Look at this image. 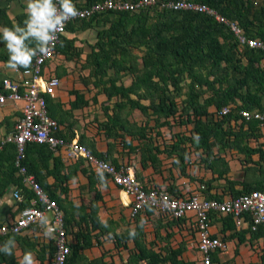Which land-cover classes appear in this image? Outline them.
I'll return each mask as SVG.
<instances>
[{
	"label": "crops",
	"instance_id": "1",
	"mask_svg": "<svg viewBox=\"0 0 264 264\" xmlns=\"http://www.w3.org/2000/svg\"><path fill=\"white\" fill-rule=\"evenodd\" d=\"M25 6V0H0V26L23 25ZM107 25V22H93L85 27L78 23L71 25L64 39H74V42H60L54 58L42 69L44 75L53 74L60 79L54 96L47 98L49 115L59 125L56 133L66 140L76 139L115 165L129 167L144 187L162 186L177 195L198 192L205 198L217 200L236 197L245 190L262 189L264 122L252 123L250 128L247 123H242L241 118L231 120L224 123L223 129L230 128L240 134L244 131L243 134L237 138H233L232 133L225 134L223 139L210 137L206 143L200 141L194 121L186 122V116L180 115V109L175 120L169 117L165 123L164 118L156 121L150 112L145 114L127 105L120 106L124 102L120 101L119 94L110 90L111 81L116 87L128 86L136 74L117 68H109L102 75L96 74L94 63L88 58L92 51H98L95 45L98 30ZM141 49L143 47L133 49L134 54L137 52L134 64L138 66H142ZM7 61V49L0 41V80L7 76L18 77V71L22 69L9 70ZM259 64L264 66L263 58ZM211 93L205 90L199 102L204 103ZM130 97L136 98L137 95L131 93ZM240 103L241 100L236 98L235 102L227 105L234 108ZM20 105L11 101L0 105V139L20 117ZM206 110L209 115L201 116V119L207 123L221 117L215 104H209ZM189 114V118H194L191 112ZM252 132L257 136L254 137ZM52 151L60 165L56 171L53 170L56 166L53 157L49 158L47 165H43L44 160L37 153H29L27 159L35 165L30 166L37 173L41 186L49 195L57 197L70 243L76 240L77 232L90 233L91 245L80 250L87 260L102 257L108 264H142L143 261L128 263L129 254L138 253L141 249L165 254L166 249L181 246L183 251L179 259L192 261L194 258L197 264L199 255L194 246L195 233L183 220H166L163 217L166 221L162 220L151 209L131 218L129 195L107 174L104 173L102 185L96 170L85 160L67 157L63 148ZM50 171L65 178H55ZM31 173L35 176L34 172ZM14 186L11 184L0 196V223L16 217L23 208V202L14 198ZM50 217L51 213H46L45 218L49 220ZM100 221L106 222L107 227ZM263 227L264 224L251 231L247 220L236 226L229 216H212L210 234L226 243L225 249L212 253L213 264H261L264 234L259 231H264ZM132 228L137 233L135 238L128 236L116 246L115 234L129 232ZM13 237L16 241L13 255L5 256L0 264H18L27 251L34 254L37 264H51L53 245L43 229L30 227L10 238ZM143 264L147 263L144 261Z\"/></svg>",
	"mask_w": 264,
	"mask_h": 264
},
{
	"label": "trees",
	"instance_id": "2",
	"mask_svg": "<svg viewBox=\"0 0 264 264\" xmlns=\"http://www.w3.org/2000/svg\"><path fill=\"white\" fill-rule=\"evenodd\" d=\"M97 1L102 0H74V4L76 8H80L90 6ZM161 1L157 0L158 5L141 8L138 11L108 10L94 13L88 19L70 21L61 35L59 43L74 42V39H64L66 31L73 24L78 23L79 26L85 27L93 22H107V27L98 30L97 33L95 45H97L98 51H92L88 58L92 59L94 63L96 74H105L109 68L136 74L135 80L128 86L116 87L111 81L110 90L119 94L120 101L124 102L120 106L127 105L131 109H138L145 114L150 112L156 121H159V118H164L163 122L165 123L169 117L175 120L180 109V115L186 116V122L194 121L200 141L207 143L210 137L223 139L225 134L231 133L233 138H237L239 132L232 131L230 128L223 129L224 123H229L231 120L237 121L241 118L242 123H247L249 127L252 123L264 122V120L257 119L246 120L238 112L239 110H264V66L259 64L260 60L264 58V52L257 48L239 46L228 29L209 15L190 10L163 8L159 6ZM192 1L215 8L226 17L237 20L248 36L264 40V0L260 4L255 3L254 0ZM59 43L56 50H59ZM141 47L143 49H141L142 66L140 67L134 64L135 60L133 59L137 54H134L133 49ZM229 72H233V75L228 76ZM186 77L190 81L187 84L183 103L179 107L173 99L182 88ZM169 86L172 87L170 101L167 99ZM205 90L212 93L201 104L199 98ZM131 93H135L137 97H130ZM173 93H176L175 97ZM109 95L110 93H108ZM236 98H239L241 103L234 108L231 107L229 113L221 115L217 120H208L211 123L201 119V116L209 115L206 110L209 104H215L220 110L230 102H235ZM142 100L149 102L144 103ZM190 112L194 118L187 116H190ZM181 121L183 120L181 119ZM56 135L60 136L57 133ZM252 135L255 137L257 133L252 132ZM52 152L47 144L29 142L26 145L22 163L28 171L34 172L37 177V173L30 166L34 164H30L27 156L29 153H37L44 160L43 165H47L49 158L53 157ZM15 154L13 143H8L0 149V196L11 184H15L25 198L21 207H27L30 206L33 194L23 186L21 177L17 174V168L14 166ZM53 158L56 161L53 170L56 171L60 165L57 162V157ZM55 171H50L55 178H65L64 175ZM37 180L40 182L38 177ZM49 196L57 200L54 194ZM64 225L67 230L66 223ZM97 225L100 224L97 223ZM259 233L264 234V231H259ZM12 236L11 234L0 236V244ZM128 236V231L115 234L116 246L120 245L121 239H126ZM75 237L76 240L69 244L70 253L65 264H81L80 262L108 264L102 257L87 260L80 254L82 248L91 245L89 232H77ZM182 251L183 247L181 246L168 248L165 254L141 249L138 253L129 254L128 263L145 261L147 264H166L169 261L170 264H195L192 261L180 260L179 256ZM4 259L5 255L0 253V263Z\"/></svg>",
	"mask_w": 264,
	"mask_h": 264
},
{
	"label": "built area",
	"instance_id": "3",
	"mask_svg": "<svg viewBox=\"0 0 264 264\" xmlns=\"http://www.w3.org/2000/svg\"><path fill=\"white\" fill-rule=\"evenodd\" d=\"M154 5H158L157 0H102L90 6L77 8L78 15L70 21L88 19L94 13L108 10L138 11ZM159 6L209 15L228 29L239 46L257 48L264 52V40L248 36L237 20L226 17L211 6L192 0H162ZM65 27L62 32L58 33L48 54L34 58L30 67L18 71V77L7 76L0 82V105H4L7 101L21 104L19 108L21 115L12 129L0 139V149L8 143L15 145L14 166L17 168V174L21 177L23 186L33 194L30 206L20 209L18 215L9 221L0 223V236L18 235L30 227H38L44 231L42 220L46 213H51L48 226L54 229L53 237L50 238L54 250L50 263L65 264L70 253V239L57 201L49 196L34 174L28 171L22 163L26 145L29 142L47 144L51 149L63 148L67 157L82 158L94 170L102 169L115 185L129 195V216L131 218L137 217L146 209H151L167 220H183L184 224L195 233L194 246L199 255L197 264H213L212 253L226 247V243L220 237L210 234V222L215 214L230 216L236 226H240L247 220L251 231H256L260 225L264 224V188L250 189L236 197L217 200L205 198L198 192L177 195L162 186L144 187L129 167L123 164H113L106 157L98 156L76 139L66 140L57 136L56 131L59 125L49 115L47 98L54 96L60 85V79L53 74L44 75L42 69L48 61L54 58L57 44ZM230 108V105L223 106L219 114L229 113ZM238 112L246 120H264V110L261 109L239 110ZM13 195L17 202L25 201L21 190L16 186H14ZM261 264H264V255Z\"/></svg>",
	"mask_w": 264,
	"mask_h": 264
},
{
	"label": "clouds",
	"instance_id": "4",
	"mask_svg": "<svg viewBox=\"0 0 264 264\" xmlns=\"http://www.w3.org/2000/svg\"><path fill=\"white\" fill-rule=\"evenodd\" d=\"M25 5L23 25L0 26V41L4 43L8 54L7 68L12 71L27 69L34 58L48 54L58 33L62 32L68 21L78 15L74 0H25ZM96 173L103 185L104 171L97 168ZM100 222L107 227L106 222ZM143 223L142 220L141 227ZM42 227L45 236L52 238L54 229L48 226L47 218L42 220ZM136 235L135 228L129 230L131 238ZM15 247V238H9L0 246V253L12 256ZM18 264H37V261L34 254L27 251Z\"/></svg>",
	"mask_w": 264,
	"mask_h": 264
},
{
	"label": "rangeland",
	"instance_id": "5",
	"mask_svg": "<svg viewBox=\"0 0 264 264\" xmlns=\"http://www.w3.org/2000/svg\"><path fill=\"white\" fill-rule=\"evenodd\" d=\"M255 1V3H257V4H260L263 0H254ZM136 54H137V52H136ZM141 67V66H140ZM140 69H142V68H140ZM229 73H231V72H229ZM228 73V76H232L233 75V72L231 73V74H229ZM212 77V76H211ZM213 77H215V76H213ZM186 80H184V82H183V84H182V88L178 91V94H177V96L175 97V94L176 93H173L174 94V102L176 103V104H178V106L179 107H181V105H182V103H183V99L185 98V96H184V93H185V91H187V84H188V82L190 81L187 77L185 78ZM172 87L171 86H169V89H168V93H169V95L167 96V99L170 101V95H172V94H170V93H172ZM144 103H147V102H149L148 100H142ZM158 216V215H157ZM160 216V215H159ZM159 218H161L162 220H165V219H163L162 217H159ZM167 220V219H166ZM165 220V221H166ZM51 252H53V249H52V251ZM195 256H196V253H195ZM192 261L194 262V258L192 259ZM196 261V260H195ZM142 264H143V262H142Z\"/></svg>",
	"mask_w": 264,
	"mask_h": 264
}]
</instances>
